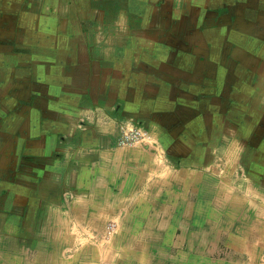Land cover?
<instances>
[{
    "label": "crops",
    "instance_id": "obj_1",
    "mask_svg": "<svg viewBox=\"0 0 264 264\" xmlns=\"http://www.w3.org/2000/svg\"><path fill=\"white\" fill-rule=\"evenodd\" d=\"M0 264H264V0H0Z\"/></svg>",
    "mask_w": 264,
    "mask_h": 264
},
{
    "label": "built area",
    "instance_id": "obj_2",
    "mask_svg": "<svg viewBox=\"0 0 264 264\" xmlns=\"http://www.w3.org/2000/svg\"><path fill=\"white\" fill-rule=\"evenodd\" d=\"M122 130V129H121ZM147 139V135L144 131L136 128L123 129L121 136L117 140L119 146L131 145L138 142H143Z\"/></svg>",
    "mask_w": 264,
    "mask_h": 264
},
{
    "label": "rangeland",
    "instance_id": "obj_3",
    "mask_svg": "<svg viewBox=\"0 0 264 264\" xmlns=\"http://www.w3.org/2000/svg\"><path fill=\"white\" fill-rule=\"evenodd\" d=\"M118 133H119V135L117 136V140L119 139V137L121 136V131L123 130V129H128V128H136V129H139V130H141V131H144L145 133H146V135H147V138H148V133H147V131L146 130H144V129H140L139 127H136L135 125H127V124H125V122L124 123H120L119 125H118ZM122 129V130H121ZM146 141V140H145ZM145 141H143V142H145ZM138 143H140V142H138ZM142 143V142H141ZM135 144V143H134ZM131 145H133V144H131Z\"/></svg>",
    "mask_w": 264,
    "mask_h": 264
}]
</instances>
